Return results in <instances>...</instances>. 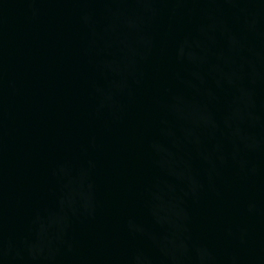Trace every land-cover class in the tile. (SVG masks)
<instances>
[{
    "label": "water",
    "instance_id": "water-1",
    "mask_svg": "<svg viewBox=\"0 0 264 264\" xmlns=\"http://www.w3.org/2000/svg\"><path fill=\"white\" fill-rule=\"evenodd\" d=\"M0 264H264V0H0Z\"/></svg>",
    "mask_w": 264,
    "mask_h": 264
}]
</instances>
